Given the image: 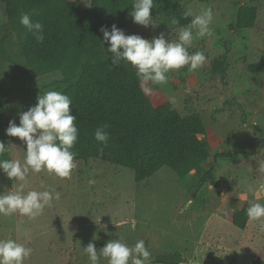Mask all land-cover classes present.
<instances>
[{
	"label": "rangeland",
	"instance_id": "374dc122",
	"mask_svg": "<svg viewBox=\"0 0 264 264\" xmlns=\"http://www.w3.org/2000/svg\"><path fill=\"white\" fill-rule=\"evenodd\" d=\"M73 1L81 6L90 3ZM242 5L255 6L257 17L252 26L235 29L232 25ZM178 6L191 8L194 14L212 7V36L194 39L188 49L203 51L207 61L195 71L188 66L171 70L166 84H149L152 92L147 96L155 106L170 102L184 116H201L206 131L198 137H205L207 159L184 177L163 166L140 181L131 169L97 159L75 160L77 167L68 178L46 170L30 172L25 192L51 187L61 195L35 218L0 215V239L11 238L33 249L24 264H89L82 247L94 235L97 250L110 239H122L129 247L143 240L151 260L173 252L181 254L182 264L190 258L200 263L208 258L205 263L210 264L264 260L259 222L249 220L243 229L227 218L228 208L257 198L264 203V0H156L151 9L155 27L135 24L128 14L121 29L147 39L163 31L176 40L190 23H171ZM26 13L33 22L39 15L34 9ZM18 14L11 18L6 0H0V76L10 98L0 140L11 146L0 159L23 161L25 143L5 134L9 120L18 124V113L34 105L39 94L62 92L70 81L66 68L29 62L30 32L19 22L22 12ZM209 168L214 181L200 183ZM18 185L0 171V192ZM224 202L228 207L221 205ZM100 264L107 260L101 258Z\"/></svg>",
	"mask_w": 264,
	"mask_h": 264
},
{
	"label": "trees",
	"instance_id": "16d2710c",
	"mask_svg": "<svg viewBox=\"0 0 264 264\" xmlns=\"http://www.w3.org/2000/svg\"><path fill=\"white\" fill-rule=\"evenodd\" d=\"M81 6L73 0H6L11 18L29 9L39 14L36 21L44 25V40L37 43L32 32L27 35L31 63L48 68H66L70 83L62 91L72 100L77 119L78 140L71 149L75 160L97 159L129 168L136 181L143 180L163 166L179 177L186 176L208 157L206 128L199 114L184 116L170 102L153 105L141 91L136 69L125 61L112 65V53L102 42L101 26L110 30L129 21L132 0H89ZM89 5V6H88ZM17 8L20 10H17ZM176 8L177 26L191 21ZM257 17L255 6H239L233 28H248ZM132 18L130 17V20ZM264 69V62H262ZM10 98L0 76V127ZM106 126V127H105ZM103 127L109 134L106 144L97 142L95 130ZM211 168L199 178L200 183L214 181ZM248 203L236 208L231 222L245 228ZM179 252L161 254L151 263L182 264ZM250 264H264L260 257Z\"/></svg>",
	"mask_w": 264,
	"mask_h": 264
},
{
	"label": "clouds",
	"instance_id": "9594fccd",
	"mask_svg": "<svg viewBox=\"0 0 264 264\" xmlns=\"http://www.w3.org/2000/svg\"><path fill=\"white\" fill-rule=\"evenodd\" d=\"M155 3L156 0H132L129 13L132 22L145 28L155 27L151 15ZM183 16L192 19L187 27L180 30L176 40H170L163 31L147 39L135 33L126 34L116 24H112L110 30L106 26L100 28L103 33L102 42L107 43V52L112 53V65L120 66L121 61L130 63L136 69L141 91L145 95L152 92L150 83L166 84L169 79L167 74L171 70L188 66L195 71L207 61L203 51L189 53L188 49L193 45L194 39L212 36V7L204 6L198 14L188 8ZM19 22L33 33L37 43L43 42L44 25L41 22H33L28 13H22ZM171 23L178 24L179 21L173 17ZM71 105L69 96L61 91L49 90L39 94L37 102L26 111L18 113V124L15 119L9 120L5 134L20 138L26 147L23 161L0 159V171L9 180L19 182L17 189L0 192V215L12 216L19 213L35 218L43 213L46 206L50 207L54 200L60 199L61 194L51 187L43 191L25 192L24 184L30 172L46 170L59 178H68L77 167L76 153L71 149L78 140L79 130ZM94 138L97 142L106 144L109 134L103 127H98ZM10 152L9 143L0 140V156ZM261 170L264 171V168ZM252 190L251 187L248 188V191ZM246 215L250 221H258L260 230L264 231V203H260L259 198L257 202L249 204ZM97 238L94 235L93 240L82 247L89 264H100L101 258L106 259L107 264H151V253L143 240H138L134 246L129 247L122 239H110L97 250L94 243ZM32 251V248L11 238L0 239V264H24Z\"/></svg>",
	"mask_w": 264,
	"mask_h": 264
},
{
	"label": "crops",
	"instance_id": "0c3cea01",
	"mask_svg": "<svg viewBox=\"0 0 264 264\" xmlns=\"http://www.w3.org/2000/svg\"><path fill=\"white\" fill-rule=\"evenodd\" d=\"M227 205V207H228V204H225V202L224 203H222L221 205ZM243 204H241V205H239V206H235V207H233V208H231L230 210H229V208H228V210H227V213H229V216H227V214H226V216H227V218L231 221V217H232V213H233V211L236 209V208H240L241 206H242ZM217 212H219L218 210L216 211V213ZM254 259V258H253ZM253 259H251L250 261H249V263L248 264H250L251 263V261L253 260ZM208 260V258H206V260H205V262ZM205 262H202V263H200V261L198 262L197 260H196V258H190L189 260H187V261H185L184 262V264H210V263H205Z\"/></svg>",
	"mask_w": 264,
	"mask_h": 264
}]
</instances>
